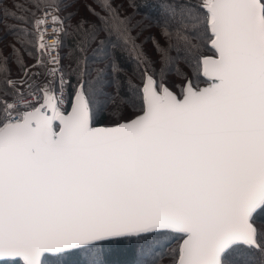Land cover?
Listing matches in <instances>:
<instances>
[{
  "label": "snow or ice",
  "instance_id": "1",
  "mask_svg": "<svg viewBox=\"0 0 264 264\" xmlns=\"http://www.w3.org/2000/svg\"><path fill=\"white\" fill-rule=\"evenodd\" d=\"M0 26V264H264V0Z\"/></svg>",
  "mask_w": 264,
  "mask_h": 264
},
{
  "label": "trees",
  "instance_id": "2",
  "mask_svg": "<svg viewBox=\"0 0 264 264\" xmlns=\"http://www.w3.org/2000/svg\"><path fill=\"white\" fill-rule=\"evenodd\" d=\"M138 2H140V3H146L147 0H138ZM0 27H2V26H0Z\"/></svg>",
  "mask_w": 264,
  "mask_h": 264
}]
</instances>
